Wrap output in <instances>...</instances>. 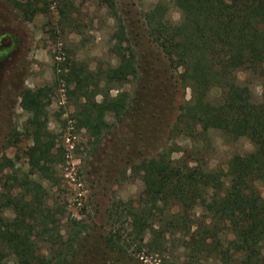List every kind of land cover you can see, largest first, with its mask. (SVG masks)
Masks as SVG:
<instances>
[{
    "label": "rangeland",
    "instance_id": "rangeland-1",
    "mask_svg": "<svg viewBox=\"0 0 264 264\" xmlns=\"http://www.w3.org/2000/svg\"><path fill=\"white\" fill-rule=\"evenodd\" d=\"M220 1L224 6L232 3ZM49 2L45 13L27 20L22 7L28 0H0V161L13 162L0 172V192L10 186L7 176L28 184L40 181L44 202L54 216L51 228L67 241L78 236L79 242H71L77 254L74 264H182L189 255L186 248L194 250L200 242L198 236L156 239L149 250L144 244L153 236L148 229L146 235L138 233L133 225L134 214L129 212H136L130 204L136 206L146 180L156 186L154 175L138 166L171 150L172 160L184 156L190 166L226 171L232 156L252 151L251 143L215 129H196L192 137L173 133L190 92L178 84L162 47L160 24L180 20L171 0H114L127 33V60L136 69L135 78L126 84L115 83L110 73L118 63L110 51L115 19L102 0ZM61 10L70 13L68 20ZM156 21L158 28L152 24ZM90 72H95L93 80L85 77ZM239 76L259 100L263 81L248 73ZM25 90L41 96L46 105L44 133L52 159L43 175H33L27 158L32 140L30 115L20 107ZM85 90L108 92L111 98L126 94L125 107L113 105L105 117L108 127L99 136L78 128L75 120ZM212 94L218 96V90ZM30 187L23 185L18 191L25 193ZM258 189L264 197V185L258 184ZM151 220L142 217L139 224L147 228ZM46 240L39 239L38 248L48 246ZM6 262L16 264L13 259ZM213 263L200 257L197 264Z\"/></svg>",
    "mask_w": 264,
    "mask_h": 264
},
{
    "label": "trees",
    "instance_id": "trees-1",
    "mask_svg": "<svg viewBox=\"0 0 264 264\" xmlns=\"http://www.w3.org/2000/svg\"><path fill=\"white\" fill-rule=\"evenodd\" d=\"M28 1L22 7L27 20L49 9V0ZM102 2L115 19L110 51L118 63L110 73L115 83L126 84L136 76L134 64L127 60L126 29L114 0ZM171 2L180 20L160 24L162 47L170 68L177 72L178 84L190 92L173 133L192 137L196 129H215L232 138H246L253 149L232 156L226 171L190 166L184 156L172 160L171 150L142 162L138 168L152 173L156 186L146 180L136 206L130 204L136 212H129L134 214L133 225L138 233L146 235L148 229L153 236L144 244L149 250L154 241L168 236H198L200 242L194 250L186 248L189 255L182 264H197L200 257L213 264H264V197L258 189V184L264 185V89L259 100L253 98L249 84L239 76L248 73L264 83V0H232L227 6L220 0ZM69 15L61 10L63 19ZM85 77L93 80L95 72ZM214 90L218 96L212 94ZM99 94L102 100L96 101ZM125 95L111 98L108 92H82L75 115L78 128L99 136L108 127L105 117L113 105L125 107ZM40 97L29 90L20 94V107L30 115L32 146L27 158L33 175L45 174L52 159L44 133L46 105ZM12 165L3 158L0 172ZM19 181L7 176L5 183L10 186L0 192V264L8 259L16 264H74L77 254L71 242L78 236L67 241L51 228L54 216L44 202L40 181ZM23 185L31 187L21 193L18 189ZM142 217L152 219L147 228L139 224ZM43 237L48 246L38 248Z\"/></svg>",
    "mask_w": 264,
    "mask_h": 264
}]
</instances>
